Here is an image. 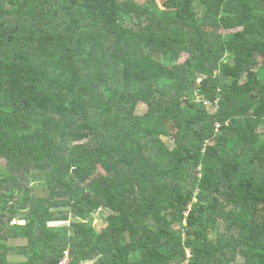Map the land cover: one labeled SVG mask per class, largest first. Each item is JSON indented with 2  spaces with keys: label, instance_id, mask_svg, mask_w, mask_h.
Instances as JSON below:
<instances>
[{
  "label": "trees",
  "instance_id": "obj_1",
  "mask_svg": "<svg viewBox=\"0 0 264 264\" xmlns=\"http://www.w3.org/2000/svg\"><path fill=\"white\" fill-rule=\"evenodd\" d=\"M165 4L0 0V264H264V0Z\"/></svg>",
  "mask_w": 264,
  "mask_h": 264
},
{
  "label": "rangeland",
  "instance_id": "obj_2",
  "mask_svg": "<svg viewBox=\"0 0 264 264\" xmlns=\"http://www.w3.org/2000/svg\"><path fill=\"white\" fill-rule=\"evenodd\" d=\"M139 2H143L144 0H138ZM158 5L161 8L164 7H168L165 4V0H156ZM204 26L207 29V31L209 32H217V33H226V32H230L232 30H222L220 28L217 27V18L215 16H205L204 17ZM187 57L186 54H183L180 58V62H183L185 60V58ZM201 82H203V79L198 80V82L196 83V86H198ZM201 97H199V95H197L196 99H200ZM207 109L210 110L211 112L214 111L215 107L212 105H207ZM151 115L147 112V106L143 103H140L137 106L136 112H135V116L133 117L132 123L135 121H139L140 119H146L149 118ZM157 123L155 126H151L148 125L146 128L150 131H155ZM163 140L166 142V144H168L169 146H173V140L172 137L164 135V137H162ZM208 143V141H207ZM0 167H5V161L4 159L0 158ZM32 185V184H30ZM35 185V184H34ZM4 191V190H2ZM257 214L255 215V221L256 222H261L262 218H263V214H262V205H259L256 209ZM9 215L6 214L4 215V219L8 218ZM12 222H17L16 218H12ZM69 222H78V219L76 217H70L69 221L67 222H49L48 224L51 226H55V225H61V224H68ZM18 223H23L21 220L18 221ZM93 224L96 227V229H101L104 225H105V220H104V214L102 212H98L93 216ZM1 233V232H0ZM211 238L214 239L215 238V234L211 235ZM6 243L11 244L13 246H24V244H26V239L24 238H17L16 240L14 239H6L4 240ZM8 259L11 263L13 264H17V263H23L25 261V256L24 255H16L14 253H11L8 256ZM87 264H92V262H87Z\"/></svg>",
  "mask_w": 264,
  "mask_h": 264
},
{
  "label": "built area",
  "instance_id": "obj_3",
  "mask_svg": "<svg viewBox=\"0 0 264 264\" xmlns=\"http://www.w3.org/2000/svg\"><path fill=\"white\" fill-rule=\"evenodd\" d=\"M204 103H205V105H212V106H214L212 103L207 102L205 100H204ZM215 131L218 132V124L216 125ZM58 264H73V263H71V257L69 256V251L68 250H65L64 251L63 257L61 258V260L59 261ZM75 264H80V263H75Z\"/></svg>",
  "mask_w": 264,
  "mask_h": 264
},
{
  "label": "crops",
  "instance_id": "obj_4",
  "mask_svg": "<svg viewBox=\"0 0 264 264\" xmlns=\"http://www.w3.org/2000/svg\"><path fill=\"white\" fill-rule=\"evenodd\" d=\"M23 222V221H22Z\"/></svg>",
  "mask_w": 264,
  "mask_h": 264
}]
</instances>
